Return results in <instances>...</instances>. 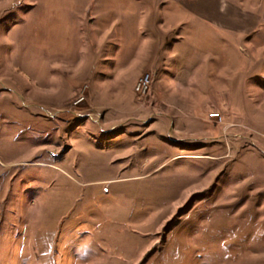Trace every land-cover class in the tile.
<instances>
[{
	"label": "rangeland",
	"instance_id": "374dc122",
	"mask_svg": "<svg viewBox=\"0 0 264 264\" xmlns=\"http://www.w3.org/2000/svg\"><path fill=\"white\" fill-rule=\"evenodd\" d=\"M170 4L0 0V264H264V26Z\"/></svg>",
	"mask_w": 264,
	"mask_h": 264
},
{
	"label": "crops",
	"instance_id": "0c3cea01",
	"mask_svg": "<svg viewBox=\"0 0 264 264\" xmlns=\"http://www.w3.org/2000/svg\"><path fill=\"white\" fill-rule=\"evenodd\" d=\"M175 4H170L164 10H176L179 8L182 16L177 21H172L171 27L178 37L176 44H182L185 41V34L182 30L189 26L186 19H194L199 26L210 28L214 27L227 30L231 34L241 36V39L247 40L248 35L257 34L262 31L264 26L262 17L252 12L240 4L227 0H174ZM178 6V7H177ZM163 10V11H164ZM179 13V11L176 10ZM163 23L165 20H162ZM162 21L159 22L162 24ZM159 23V24H160ZM165 24V23H164ZM257 39V38H255Z\"/></svg>",
	"mask_w": 264,
	"mask_h": 264
},
{
	"label": "built area",
	"instance_id": "2783aa9c",
	"mask_svg": "<svg viewBox=\"0 0 264 264\" xmlns=\"http://www.w3.org/2000/svg\"><path fill=\"white\" fill-rule=\"evenodd\" d=\"M149 78L148 77H146L145 79H142L140 82H139V85H138V87H137V89L138 90H146L147 88H148V85H149ZM213 115H217L218 116V114H213ZM212 115V117H214ZM216 116V117H217Z\"/></svg>",
	"mask_w": 264,
	"mask_h": 264
}]
</instances>
